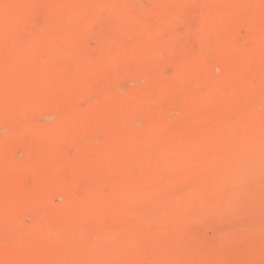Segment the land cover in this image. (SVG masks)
<instances>
[{"label":"bare ground","instance_id":"1","mask_svg":"<svg viewBox=\"0 0 264 264\" xmlns=\"http://www.w3.org/2000/svg\"><path fill=\"white\" fill-rule=\"evenodd\" d=\"M50 3L57 11L48 16L45 28L22 41L19 34L29 27L31 19L28 20L26 12L32 4L29 0H0V123L15 117L26 119L29 115L32 119V114L54 119L61 110L58 120L67 118L65 127H60L62 130L56 127L59 124L56 117L57 123L41 121L19 135L26 138L55 133L52 139L46 136L45 140H49L45 143L43 137L45 146L34 153L37 161L44 153L48 155L49 165L53 163L51 167L57 164L55 159L60 162L55 152L69 146L89 153L90 158L80 162L71 158L67 162L63 158L67 163L62 160L61 164H65H57L52 173L60 184L61 175L67 173V170L64 173L66 167L77 173L99 167L92 177L84 179L85 186L82 184L93 204L79 213L69 208L74 198L65 197L69 209L56 218L52 227L46 225L52 221L45 223L56 230L52 239L44 224L40 226L44 217V212H39L41 209H31L34 220L28 226L12 218L6 220L7 211L0 212V226H3L0 264H141L139 256L145 250L159 255L155 264H168L171 256H179L180 260H176L180 262L190 255L201 254L217 242L216 238L232 240L235 229L244 230L246 236L244 232L241 235L245 240L248 232L253 236L264 235V111L258 112L256 108L264 106V0H53ZM94 23L100 29L97 46L92 50L85 39ZM242 23L249 27L250 42L246 41L252 44L250 48L238 44L237 26ZM40 48L47 50L46 59L38 58ZM210 49L216 50L211 60L212 56L206 55ZM166 64H174L176 68L175 75L169 79L161 78L158 72ZM212 66L222 70L220 77L211 73ZM143 76L147 77L146 85L134 86L126 95L120 93L122 88L118 92L123 81H135ZM253 76L260 78L258 86L253 84ZM230 79H237L238 85L227 84L230 88L221 90L222 82H231ZM155 80L160 83L157 93L151 92ZM188 83L190 91L183 92ZM202 87L210 91L203 94ZM100 89L106 91L100 92L101 103L87 106L86 113L76 114V102ZM175 111L179 112V118L169 116ZM233 113H242L237 124L230 122ZM100 114L108 117L102 120ZM155 117L161 118V124L150 132H145V126L135 125L139 120L150 124ZM100 124H106L107 129L119 132L118 135L132 137L141 145L118 140L119 144L114 146L117 154L112 158L107 155L106 159L115 143L112 145L110 138L111 142L105 141L103 145L80 141L82 137L96 135ZM168 124L172 128L169 132ZM206 124L212 128L207 130ZM1 137L2 158L11 138ZM175 138L179 142L174 147L154 148L156 143ZM188 139L193 142L188 144ZM180 156L189 159V165L178 167L163 162V158ZM4 157L0 158L2 171L11 168L20 171L12 178L14 185L30 174L32 168L23 167L25 160L12 163ZM27 157L30 159L31 154ZM38 165L36 169H40ZM136 167L142 170L134 178L132 170ZM36 169L33 174L37 173ZM153 171L160 172L161 177L151 176ZM7 177H0V189L7 187ZM101 185L113 192L122 191L124 197L113 201L94 193V187ZM44 191L39 192L43 200ZM40 201V205L45 204ZM17 210L22 215L20 208ZM223 211L232 213L231 217L217 221L212 227L196 226L208 216L217 220ZM109 222H114L112 229L106 235L102 233L98 242L91 243L89 235ZM152 228L158 229L154 232L156 237L146 242L152 239L151 235L145 236ZM15 233L19 238H14ZM125 238L129 241L122 247ZM77 244L79 247L69 249ZM118 249L122 253L112 257Z\"/></svg>","mask_w":264,"mask_h":264},{"label":"rangeland","instance_id":"2","mask_svg":"<svg viewBox=\"0 0 264 264\" xmlns=\"http://www.w3.org/2000/svg\"><path fill=\"white\" fill-rule=\"evenodd\" d=\"M4 1H9V2H13V1H15V0H4ZM51 1H53V0H29V2H30V4H32V5H30V6H32V7H29V9H31L30 11H29V9L27 10V12H26V17L28 18H30L31 20H29V18H28V20H29V22H28V26L29 27H27V30H25V31H23V32H21L20 34H19V39L20 40H24V41H27L28 39H29V36H30V34L31 33H40L44 28H45V26H46V21H47V18H49L48 16H51V14L53 15V13H56V8H54V6L52 5V3H50ZM49 3V4H48ZM47 5V6H46ZM55 11V12H54ZM44 14V15H43ZM49 14V15H48ZM31 22V23H30ZM29 24H31V25H29ZM246 24V23H245ZM239 24L238 26H237V40H238V44L240 43L241 45H239V46H242V47H247V48H250L251 46H252V44L251 43H248V42H250L249 41V27H248V25L246 24ZM32 26V27H31ZM42 26V27H41ZM41 27V28H40ZM91 32L87 35V37H86V41H85V44L87 43V46H88V48L89 49H95V47L97 46V42H98V32H99V24L98 23H94V25L92 24V26H91ZM99 28V29H98ZM27 31V32H26ZM96 36V37H95ZM182 37V36H181ZM180 37V41H184L183 40V38H181ZM97 38V39H96ZM182 39V40H181ZM248 39V40H247ZM248 42H247V41ZM88 41V42H87ZM246 41V42H245ZM245 43V44H244ZM250 44V45H249ZM238 45H237V47H239ZM239 48H241V47H239ZM91 51V50H90ZM214 51V52H213ZM206 55H208V57L209 56H212L211 58H209V60H211L212 58H213V56H216V50L215 49H210V51H208L207 53H206ZM47 56H48V54H47V50L46 49H44V48H40V50H39V52H38V58L39 59H46L47 58ZM174 56H176V58H179V55L178 54H175ZM5 57H3L2 56V60L3 61H5ZM2 65V63H0V66ZM212 69V70H211ZM211 69H210V71H211V73L213 72V75H215L216 77H218V75H219V77L221 76V73L222 72H220V71H222V70H220L219 68H216V67H214V66H212L211 67ZM159 71L158 72H161L159 75L161 76V78H163V79H169V78H172V76H174L175 75V72H176V68H175V65L174 64H166V65H164V66H162L161 68H159L158 69ZM163 72H162V71ZM214 70V71H213ZM216 72V73H215ZM202 73V72H201ZM174 74V75H173ZM140 79V81H138ZM144 79V80H143ZM252 82H253V84L255 85V86H258V84L257 83H260V78L258 77V76H253L252 78ZM137 80V81H136ZM147 81V77H145L144 78V76L143 77H141V78H138V79H135V81L134 80H126V81H123V84H121L120 85V88H118V92H119V89H121L122 88V90H120L121 92L120 93H122L123 92V95H126L127 93H129L133 88H134V86L136 87L137 85H139V86H142L143 84L144 85H146V82ZM160 81V80H159ZM230 81H231V79H230ZM237 79H235V80H232L231 82H229L228 80L226 81V82H229V83H226L225 81H223L226 85H224V83L222 82V89L221 90H228L229 88H230V86H232V84H235L236 85V83H237ZM156 82V83H155ZM155 84L153 85V87H151V89H152V91L151 92H155V93H157V92H159L158 90V87H160L159 86V84L160 83H157V80H155ZM234 82V83H233ZM131 83V84H130ZM1 84V83H0ZM227 84L228 85H230L229 87L227 86ZM123 85V86H122ZM237 85H238V83H237ZM122 86V87H121ZM234 86V85H233ZM187 87H188V89H190V85H189V83H188V85H186L185 87H184V89H183V92L184 91H186L187 90V92H189L190 90H188L187 89ZM219 87V86H218ZM186 88V89H185ZM206 88V87H205ZM129 89H131L130 91H129ZM207 89V88H206ZM214 89V88H213ZM216 89V88H215ZM101 90V89H100ZM100 90H98V91H96V92H93V93H91L90 95H88V96H86V97H83V100H82V98H81V100H78L76 103L78 104V108H77V110L75 111V113L76 114H82V113H86L85 112V110H86V107L87 106H89L90 107V105L92 106V105H95V107H96V105H99L101 102H99L100 100L102 101V95H101V93L100 92H106V91H103V89L100 91ZM219 90V89H218ZM127 91V93H125ZM208 90H206L205 91V89L202 87V89L200 88V92H202L203 94H205L206 92H207ZM210 91V90H209ZM208 91V92H209ZM71 103V102H70ZM81 107H82V109H81ZM257 111L258 112H262V111H264V106H263V104H262V106L261 105H258L257 107ZM58 112H60V114H61V110L59 111L58 110ZM78 112V113H77ZM60 114H58V116L60 117L61 115ZM72 114L73 113H70V115L69 116H72ZM234 115V116H233ZM32 116V119H29V118H31L30 117V115L28 116V117H25L26 119H22V118H13V120L11 119V120H9V121H7L6 123H0V137H1V139H7L8 137H10L11 138V140L9 141V138H8V146H7V148H6V150H5V152H3V153H5V154H3V155H1L2 156V158L1 159H3V157H4V155L6 156V157H4V160L5 161H7V159H8V161L7 162H11V160H12V163H15V162H18V161H20L21 160V162H23L24 160L26 161H28V155L29 154H31V157H30V159H29V161H31V162H29L28 161V163H25V161H24V163H23V167L24 168H32V169H30L31 171H30V174H32V175H26V176H23V177H21L20 179H19V181H18V184H17V182L15 183V185L12 183V178H13V176L14 175H17V173H16V171L17 172H20V171H18L16 168H11V169H9V170H7V171H4V173H5V175H2L1 173H3V171L1 170L0 171V174H1V176H8L7 177V187H4V189L3 188H1L0 189V207H2V208H5V206L6 207H8V208H5V209H2V208H0V212H3L4 211V213H5V211H7V214H8V216H7V214H6V216H5V219L7 220V218L6 217H8V219L9 220H11V218H12V221H17L18 220V222L20 223H24V225L25 226H28V225H31L32 224V222H33V220H34V218L31 216V214H30V212H32L33 210H37V209H41L39 212H41V213H43V215H44V217H43V219L41 220V222H39L40 223V226L42 227V225H43V228L45 227L46 229H48L49 230V236H50V238L52 239L53 238V236H54V234H56L54 231H56V230H52L51 229V227H52V225H53V223H54V221H56V218H58V217H60L59 215H61L62 216V214L64 213V211H66L67 210V208L69 207V203L68 204H66V201H65V197H66V199L68 198V197H71V198H74V199H72L73 200V202L74 203H70V210H74V211H77V212H81V210H82V213L83 212H85L88 208H86L87 206L88 207H90V203H91V206H92V204H93V201L91 200V199H88V195L86 196L85 194H87V193H85L86 192V190H87V188L86 187H84L85 185H84V179L85 180H87V179H89L90 177H92L93 175H94V173L97 171V169H99V167L98 168H94L95 170H93V168H87V169H83V170H78V173L79 172H81V173H77L76 172V170L75 171H71L70 169H67V167L64 169V173H65V170H67V173H65L66 175H61L62 177H61V179H60V184L58 183V179L57 180H54V178H56V177H54L53 176V169L52 168H56L59 164H61V161L62 162H64L65 160L68 162V161H70L69 159L71 158V160H76V162H80V161H85V160H87V159H89L90 158V154L88 153L87 154V152H82V151H78L76 148H74L73 146H69V147H67L66 149H64L63 151H57V153L55 152V156H58L59 158H58V161H60V162H57V159H55L56 161H55V163H57L56 165L54 164L52 167L50 166V165H52L51 163H50V165H49V162H48V155H45V153L42 155V157H40V158H38V161H37V158H35L36 156V154L34 155V153L35 152H37V150H40V149H42V147H44L43 146V143H45L47 140H49V139H52V138H54L55 136H56V134L55 133H44L43 135L44 136H32V135H30V136H32V137H30V136H27L26 138H24L23 136H20V135H23V133L22 132H25V131H28V129H30V130H32L31 128L33 127V126H35V125H37V124H40V122L42 121V123H44V122H48L49 124H54V122L55 123H57V120L59 119V117L58 116H54V119H53V117H46V118H43L41 115H39V114H32L31 115ZM100 116H101V118H102V120H105V118L103 119V117H108V116H106L105 114L103 115V114H100ZM169 116L170 117H174V119H176V118H179L180 117V114H179V112L178 111H175V112H171L170 114H169ZM179 116V117H178ZM238 116V117H237ZM241 116H242V113H233L232 115H230V122L231 123H233L234 121V123L235 124H237L238 122H239V120L241 119ZM36 117H38L37 119H36ZM56 117H57V120H56ZM176 117V118H175ZM237 117V118H236ZM61 118V117H60ZM45 119V120H44ZM161 118H158V117H155L154 118V120L150 123V124H147V125H145V121L143 120H139L138 122H135V125L136 126H138V127H140V128H143L144 126H145V132H147V131H152V130H154V129H156L160 124H161V120H160ZM234 119V120H233ZM51 120V121H50ZM52 120L54 121V122H52ZM11 121V122H10ZM67 121V118L66 119H64V120H58V123L59 124H57L56 125V127H58V129L60 130L61 128L63 129L64 127H65V124L67 123L66 122ZM101 121V120H100ZM238 121V122H237ZM29 122V123H28ZM52 122V123H51ZM17 123V124H16ZM19 123V124H18ZM41 123V124H42ZM101 123H103L102 121H101ZM235 124H233V125H235ZM32 125V126H31ZM63 125V126H62ZM11 126L13 127V128H11ZM168 127H167V131L169 132V131H171L170 129H172L171 128V126L168 124L167 125ZM61 127V128H60ZM205 127L207 128V130H210L212 127H211V125L210 124H206L205 125ZM28 128V129H27ZM61 129V130H62ZM101 131V132H100ZM29 132V131H28ZM115 133H116V136H115ZM117 133H119V132H115V130H113V131H110V129H107L106 128V124H100V128L98 127V129L96 130V135H91V136H85V137H82L81 139L82 140H80V141H82L83 143H85V144H90V142H92V141H94V142H96L95 144L96 145H98V143H100L101 145H103V143L106 141V143L109 141V142H111L112 143V145H113V143H114V145L109 149L110 151L108 152V154H106V156L108 155V156H110V158H112L113 156H115L116 154H117V150H115V148H114V146H116L117 144H119V141H126L127 143H129V144H131L132 146H134V145H136V146H140L141 144H140V142H139V144H136L138 141H136L135 139H133L132 137H128V136H123V135H121V134H117ZM20 134V135H19ZM11 135H12V137H11ZM120 136V138L118 137V136ZM5 136V137H4ZM7 136V137H6ZM48 137L49 139H47L46 138V140H45V137ZM122 136V137H121ZM16 137V138H15ZM43 137H44V141H43V143H42V139H43ZM23 138V139H22ZM111 139V141H110V139ZM20 139H21V141H20ZM189 139H192V138H190V136H189ZM188 139V144H189V142L190 141H192L193 142V140H189ZM19 140V141H18ZM34 140V141H33ZM119 140V141H118ZM24 141H25V143H24ZM167 141V142H166ZM165 142H159V143H156V144H154V148L155 149H157V150H161V148H162V150H164L163 148L164 147H166V146H169V148L170 147H174L175 145H176V143L177 142H179L178 141V139L177 138H175L173 141H168V140H166ZM30 143V144H29ZM105 143V144H106ZM162 143H165V144H162ZM174 143H175V145H174ZM104 144V145H105ZM170 144V145H169ZM37 145V146H36ZM91 145V144H90ZM8 147H9V149H8ZM27 147H29V149L27 148ZM32 147V148H31ZM38 148V149H37ZM72 148V149H71ZM33 149V150H32ZM10 150V151H9ZM30 152L29 154H28V151ZM7 151H9L8 153H7ZM11 152V153H10ZM215 153L217 152V150H215L214 151ZM60 153V154H59ZM1 154V153H0ZM110 154V155H109ZM115 154V155H114ZM14 155V156H13ZM188 155H190V152H189V154ZM48 156V157H47ZM87 156H89V157H87ZM106 157V159L107 158H109V157ZM11 157V158H10ZM25 157H26V159H25ZM62 157V158H61ZM181 157V156H180ZM187 157V156H186ZM6 158V159H5ZM28 158V159H27ZM55 158V157H54ZM57 158V157H56ZM65 160H64V159ZM10 159V160H9ZM15 159V160H14ZM18 159V160H17ZM20 159V160H19ZM43 159V160H42ZM105 159V158H104ZM42 160V161H41ZM46 160V161H45ZM164 160H166V161H164ZM15 161V162H14ZM65 161V163H67ZM106 161V160H105ZM185 161H186V164H185ZM189 161V162H188ZM163 162H166L167 164H174V166L176 165V166H178V167H183V166H187V165H189V163H190V160L189 159H187V158H185V156H182L181 158H179V157H168V158H163ZM38 163H40L39 165H38ZM65 163H63V164H65ZM26 164H28V165H26ZM42 164V165H41ZM44 164V165H43ZM63 164H61V165H63ZM183 164V165H182ZM33 165V166H32ZM37 165L38 166H40L39 168L40 169H36L37 168ZM50 167H49V166ZM55 166V167H54ZM52 169V171L50 170V169ZM14 169V170H13ZM37 170V173H34L33 174V171L34 170ZM46 169V170H45ZM140 169V170H139ZM92 170V171H91ZM138 170V171H137ZM141 167H136V169L134 168V170H132V176L134 177V178H137V176H140L139 174H141ZM51 171V172H50ZM71 171V172H70ZM46 172H48V173H50V174H48V173H46ZM72 172L73 173H75V175L73 174V176H71L72 175ZM82 172H84V174H82ZM12 173V174H11ZM77 173V174H76ZM158 174V175H157ZM38 175V176H37ZM51 175V176H50ZM150 175L151 176H155V177H161L160 175V172H150ZM0 176V177H1ZM35 176V177H34ZM53 177V178H52ZM66 177V178H65ZM80 177H82V178H80ZM11 178V179H10ZM23 178V179H22ZM55 181V183H54V181L52 180V179ZM8 179H9V181L10 182H8ZM22 179V180H21ZM51 181H49V180ZM21 180V181H20ZM35 180V181H34ZM46 181V182H45ZM74 181V182H73ZM79 181H81L82 183H80ZM48 182V183H47ZM57 182V183H56ZM45 183H47V184H45ZM54 183V184H53ZM73 183H74V185H73ZM11 184H13V185H11ZM67 184H69V185H67ZM84 186H83V185ZM36 185V186H35ZM44 185V186H43ZM49 185V187H47V186ZM54 187H53V186ZM12 186H15V187H13V188H16V189H13V188H11ZM43 186V187H42ZM52 186V187H51ZM69 186V187H68ZM1 187V186H0ZM10 187V188H9ZM45 187H47V190H46V188ZM52 189H51V188ZM59 187V188H58ZM84 187V188H83ZM105 187V188H104ZM21 188H23V190H24V192H23V190L21 189ZM106 186H103V185H101V186H96V187H94V193H97V194H103V195H105V197H108L109 199H112L113 201L114 200H119L120 198H122V197H124L123 196V194L120 192V191H117V192H113L112 190H110L109 188H107ZM5 189H9V191L7 190V191H5ZM11 189V190H10ZM36 189V190H35ZM37 189H39V190H37ZM62 189V190H61ZM17 190V191H16ZM19 190H21V191H19ZM27 190V191H26ZM40 190H41V192H40ZM46 192H45V191ZM49 190V191H48ZM60 190H61V192H60ZM11 191V192H10ZM25 191L27 192L26 194H27V196L25 195ZM36 191V192H35ZM42 191H44V194L45 195H43V196H46L45 197V200H43L44 198L41 196V195H39V192H40V194H42L43 192ZM48 191V192H47ZM5 192V194H3ZM10 192V193H9ZM17 192V193H16ZM99 192V193H98ZM112 192V193H111ZM6 193L8 194V195H6ZM23 193H24V195H23ZM10 194V195H9ZM7 197H5V196ZM37 195H39L40 197L38 198V196ZM77 195V196H76ZM2 196V197H1ZM10 196H11V198H10ZM81 197V198H79V197ZM117 196V197H116ZM5 197V198H4ZM15 197V198H14ZM10 198V199H9ZM41 198V199H40ZM43 198V199H42ZM23 199H25V200H23ZM32 199H33V201H32ZM47 199V200H46ZM79 199V200H78ZM41 200V201H40ZM44 201V203L45 204H43L42 203V205H40L38 202L40 201V202H43ZM87 200H91V202H89V201H87ZM9 201H11V202H9ZM171 201L172 202H175V200L173 199H171ZM9 202V203H8ZM21 202H24V203H22L21 204ZM88 202V203H87ZM65 203V204H64ZM11 204V205H10ZM14 204V205H13ZM29 204V205H28ZM72 204V205H71ZM74 204V205H73ZM79 204V205H78ZM9 206H12L11 208L9 207ZM14 206L16 207V208H14ZM49 206H50V208H49ZM53 206V207H52ZM73 206V207H72ZM36 207H38V208H36ZM14 208V209H13ZM17 208L19 209L20 208V212H21V214L22 215H20V213L19 212H17L18 210H17ZM23 209V211H21L22 209ZM26 208V209H25ZM33 208H35V209H33ZM68 208V209H69ZM7 209V210H6ZM10 209V210H9ZM15 211H13V210ZM24 209H25V211H24ZM31 209H33V210H31ZM81 209V210H80ZM8 210L10 211V212H8ZM27 210V211H26ZM46 210V211H45ZM52 210V211H51ZM11 211H13V213L11 212ZM55 211V212H54ZM23 212H25V213H23ZM54 212V213H53ZM225 212V213H224ZM15 213V214H14ZM49 213V214H48ZM222 212H219V215L221 214ZM223 213L224 214H221L220 216L218 215L217 217H218V219L216 220L215 218H211V217H209V219H208V217H207V219L205 220V219H203V221H200L201 223H199V225H198V223L196 224V226L199 228V229H203L205 226H207V227H212V225H217V221L219 222V221H224V220H226L227 218H230L231 217V215L230 214H232V213H228V211H223ZM13 214V215H12ZM16 214H19V215H16ZM24 214H25V216H24ZM262 214H264V209L262 210ZM12 215V216H11ZM213 215V214H212ZM211 215V216H212ZM22 216V217H21ZM49 217V218H48ZM53 217V218H52ZM216 217V218H217ZM221 217V218H220ZM50 219V220H49ZM53 219V220H52ZM211 219L213 220V219H215V221H211ZM24 220V221H23ZM49 220V221H48ZM210 220V223L208 222ZM43 221H44V223H43ZM52 221V222H51ZM49 223V222H51V223H49V224H46V225H51V227H46V225H45V223ZM212 222V223H211ZM20 223V224H21ZM209 223V224H208ZM42 224V225H41ZM114 224V222H109V223H107V226H105L104 224H102V225H100V224H97L98 225V227H99V225H100V228H98L97 229V231H95L94 233V235L92 234V236H90L89 235V240H90V242L91 243H95V242H98L99 241V239H100V237L102 236V233H103V235H106V233L110 230V229H112L111 227H112V225ZM23 225V224H22ZM23 225V226H24ZM109 225V226H108ZM115 226V225H114ZM114 226H113V229H114ZM203 228H202V227ZM62 228H64L63 227V225L61 226ZM108 227V228H107ZM196 227V228H197ZM206 227V228H207ZM3 228V226H0V229H2ZM50 228V229H49ZM62 228H60V229H62ZM101 229V230H100ZM155 229V230H154ZM156 229L157 228H152V229H150L149 231H147V233H146V235L145 236H150V237H152V239H150V240H146V242H150V241H152V240H154L155 238L154 237H156V236H154L156 233H154L155 231H156ZM100 230V231H99ZM158 230V229H157ZM235 230H237V231H232L234 234H232V232H230L232 235V237L230 238V239H232V240H229L228 238H226V239H228L227 241H225V237H221L220 239H222L221 240V242L219 241L220 239L219 238H216V240H217V242L215 241V239L213 240V242L215 241L216 243L213 245H211L210 243V245H208V246H210V248H208V250H205L204 252H202L201 254H203L204 256H205V254H206V256L204 257L203 255H201V254H193V255H190L189 256V258L188 257H186V259L187 260H181L180 262L179 261H177V260H180V259H178L179 258V256H177L176 257V255L175 256H171L170 257V259H169V262H168V264H200L201 262H203V263H201V264H239V262H240V264H247V262H248V264L250 263V264H253L252 262H254L255 264H264V235L262 234V233H258V234H256V235H250L249 234V232H248V240L246 239L245 240V238L246 237H242L243 235L244 236H246L245 235V232H244V230L243 231H241L242 229H235ZM238 230H240V232L238 231ZM103 231V232H102ZM60 232H62V230H60ZM153 232V233H152ZM241 232H244L243 233V235H241L242 233ZM99 233H100V235H99ZM230 233L228 234V236H230ZM237 233V234H236ZM240 233V234H239ZM152 234H153V236H152ZM247 234V233H246ZM15 236H14V238L15 239H17V238H19V234L18 233H15L14 234ZM20 235H21V233H20ZM252 236V237H251ZM149 237V238H150ZM239 237V238H238ZM249 237H250V240H249ZM146 238H148V237H146ZM235 238V239H234ZM238 240V241H237ZM245 240V241H244ZM129 241V239H123V243L121 244L122 245V247H123V245L125 244V243H127ZM225 241V242H224ZM229 241V242H228ZM251 241H252V243H251ZM256 241V242H255ZM213 242H211V243H213ZM244 242V243H243ZM250 242V243H249ZM223 243V244H222ZM235 243V244H234ZM247 243V245L245 246V244ZM97 244V243H96ZM149 243H147L146 245H148ZM222 244V245H221ZM237 244V245H236ZM240 244V245H239ZM263 244V245H262ZM218 245H219V247H218ZM259 245V247H257ZM216 246V247H215ZM229 246H230V248H229ZM253 246V247H252ZM263 248H262V247ZM74 247V248H73ZM75 247H79L78 246V244L75 246H72L71 248H69V249H75ZM246 247V248H245ZM213 248V249H212ZM233 248V249H232ZM256 248H259V249H256ZM261 248V249H260ZM219 249V250H218ZM228 249V250H227ZM230 250H231V252H230ZM233 250V251H232ZM66 252H70V250H67ZM118 252H121L122 253V251H120L119 249L118 250H116V252H114L111 256L113 257L115 254H120V253H118ZM211 252V253H210ZM213 252V253H212ZM215 252V253H214ZM218 252H221V254L220 253H218ZM230 252V253H229ZM232 254V255H231ZM217 256V258H216V256ZM219 255H221V256H219ZM219 256V257H218ZM229 256V257H228ZM258 256V257H257ZM112 257H110V258H112ZM208 257V258H207ZM215 257V258H214ZM257 259H256V258ZM221 258V259H220ZM234 258V259H233ZM158 259H159V255L157 254V253H155L154 251H152V250H145V251H143L141 254H140V256H139V261H140V263L141 264H155L157 261H158ZM177 259V260H176ZM232 259V260H231ZM237 259H239V260H237ZM251 259V260H250ZM193 262H192V261ZM202 260V261H201ZM243 260V261H242ZM250 260V261H249ZM183 261V262H182ZM205 261V262H204ZM242 261V262H241ZM237 262V263H236Z\"/></svg>","mask_w":264,"mask_h":264}]
</instances>
